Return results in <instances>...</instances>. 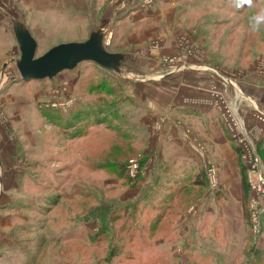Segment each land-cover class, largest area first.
Segmentation results:
<instances>
[{
	"label": "rangeland",
	"instance_id": "1",
	"mask_svg": "<svg viewBox=\"0 0 264 264\" xmlns=\"http://www.w3.org/2000/svg\"><path fill=\"white\" fill-rule=\"evenodd\" d=\"M56 2L0 0V264H264V0H83L80 15ZM18 24L37 57L97 34L120 72L84 62L22 79ZM195 81L215 114L201 124L237 160L227 174L202 164L204 186L163 179L182 163L159 161L124 123L131 94L149 95L152 131L179 149L163 99Z\"/></svg>",
	"mask_w": 264,
	"mask_h": 264
},
{
	"label": "crops",
	"instance_id": "2",
	"mask_svg": "<svg viewBox=\"0 0 264 264\" xmlns=\"http://www.w3.org/2000/svg\"><path fill=\"white\" fill-rule=\"evenodd\" d=\"M83 3V0H57V5L52 4V6H71L75 10L72 12H75L74 14L76 15H80V12L82 11L78 8H80L81 5L83 6ZM57 23L64 22H60L58 20L56 21V24ZM33 29L35 30V32L37 31L36 27ZM34 30H32V32ZM148 64H151V62ZM155 65L157 66V68H159L157 61ZM191 71L193 73L199 72H194V70ZM135 82H138L139 84L143 81L137 79L135 80ZM195 83L191 86L193 90L190 94H188L189 96L183 95V91L180 92L178 96V90H176L177 88L170 90L171 93L169 95H165L163 99V114L160 113L159 111L161 110L156 107L159 110L156 111V113L159 112L157 113V116L162 114L164 118V133H168V135L172 136L173 141L175 142L176 146L179 147V149H177V147L175 148V146H168L165 139L163 141H160L159 136L155 135L152 131L153 122L152 118L150 119V117H152L150 112L153 109L155 110V108L152 107L153 105H151V102H153L151 100L152 97H150L149 95H140L139 93H135V95L134 93L131 94L130 98L133 102V106L131 108V117L128 118V121L130 125H132L130 129L131 134L133 133L135 126H138L137 134L134 135L135 140L138 137V140L143 142L144 145L147 146V150L157 151L158 153L156 152V156L158 157L159 161H164L165 163H173L174 165L182 163L179 166L182 167L178 170L179 172L168 171V173H162L163 179L174 176L176 175L175 173L181 174V176L183 177L186 176V174L193 177V175L198 173L202 169V166L207 165L208 162H216L217 167L221 169L223 173L225 172L224 174H227L228 171L231 172L230 166L234 163V160L237 162L236 157L234 159H230L227 156V154L229 153L227 152V150L225 151V149H228V147L226 146V144L224 145L225 142L221 137L219 131L220 129L218 128V126L214 122H212L211 126L208 129H204L203 125L201 124L204 118L209 119L215 114L212 110H208V107H206V105L204 104L205 99L202 98L201 93L198 92L195 88L196 86L201 85L199 84V82L197 83L195 81ZM133 91L134 90H132L131 92ZM183 103H186V105H183ZM153 104H158L155 99ZM204 107L205 110L203 109ZM177 120L181 126L176 125ZM199 123L201 124L200 129L194 128L195 124L198 125ZM141 127H143L142 132L140 131ZM209 143H211L212 145L219 144V154L221 152L224 159H226V157L228 158V160L226 159L221 161V166L220 163L213 160V156L210 154V151H207V149H209ZM204 145H206L207 147L204 148ZM229 148L231 147L229 146ZM203 149L206 150L203 152ZM156 156H154V158Z\"/></svg>",
	"mask_w": 264,
	"mask_h": 264
},
{
	"label": "water",
	"instance_id": "3",
	"mask_svg": "<svg viewBox=\"0 0 264 264\" xmlns=\"http://www.w3.org/2000/svg\"><path fill=\"white\" fill-rule=\"evenodd\" d=\"M15 36L21 53L17 69L22 79H51L84 62H93L109 71L120 72L114 61L116 58L103 50L97 34H92L85 42L57 45L38 57L37 41L23 25L18 24Z\"/></svg>",
	"mask_w": 264,
	"mask_h": 264
},
{
	"label": "built area",
	"instance_id": "4",
	"mask_svg": "<svg viewBox=\"0 0 264 264\" xmlns=\"http://www.w3.org/2000/svg\"><path fill=\"white\" fill-rule=\"evenodd\" d=\"M71 102H72V101H71ZM250 144H251V145H249V146L253 147L251 142H250ZM129 164H130V167H129V172H128V173H129V175H130L131 177H135L136 174H137L136 171H138V169H139L138 163L136 162V160H131ZM253 166H256V168H258L259 166H261V167H259V170H260V168H263V165H262V163H261V160L258 159V158H256V159L254 160ZM209 173H212V170H211ZM209 178H210V175H209ZM210 181H211L212 183H214V180H212V178H210ZM256 184H257V183H256ZM256 184L253 183V182H251V186H253V188H256ZM257 189H260V185H259V184H258V186H257Z\"/></svg>",
	"mask_w": 264,
	"mask_h": 264
},
{
	"label": "trees",
	"instance_id": "5",
	"mask_svg": "<svg viewBox=\"0 0 264 264\" xmlns=\"http://www.w3.org/2000/svg\"><path fill=\"white\" fill-rule=\"evenodd\" d=\"M88 114L90 111H87ZM79 112L76 114V116H78ZM126 122L125 125H128L129 121L125 120ZM262 153L264 155V147L262 148ZM129 163V162H128ZM244 174H243V180H244V186L247 187L248 185L246 184V174H245V170L243 169ZM207 183V178H206V174L203 171H199L198 173H196L195 175H193V184L197 185V186H204Z\"/></svg>",
	"mask_w": 264,
	"mask_h": 264
}]
</instances>
